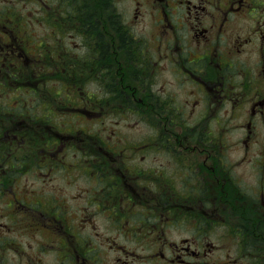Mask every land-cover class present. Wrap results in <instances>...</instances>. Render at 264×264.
<instances>
[{
    "label": "flooded vegetation",
    "instance_id": "obj_1",
    "mask_svg": "<svg viewBox=\"0 0 264 264\" xmlns=\"http://www.w3.org/2000/svg\"><path fill=\"white\" fill-rule=\"evenodd\" d=\"M116 4L0 0V264H264V0Z\"/></svg>",
    "mask_w": 264,
    "mask_h": 264
},
{
    "label": "rangeland",
    "instance_id": "obj_2",
    "mask_svg": "<svg viewBox=\"0 0 264 264\" xmlns=\"http://www.w3.org/2000/svg\"><path fill=\"white\" fill-rule=\"evenodd\" d=\"M113 5H114V4H112V3L109 4L110 7H112ZM117 6H118V8H119V0H117L116 7H117ZM111 38H112V36H110V35L107 36V39H108V40H110ZM88 88H89V87H88ZM113 116H114V115H111V114H110V115L108 116V121H110V120H114V117H113ZM107 123H111V122H107Z\"/></svg>",
    "mask_w": 264,
    "mask_h": 264
}]
</instances>
